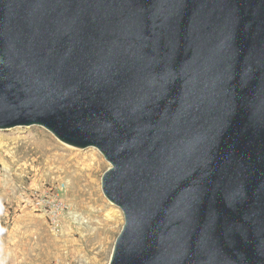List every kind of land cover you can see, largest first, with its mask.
Segmentation results:
<instances>
[{
  "label": "water",
  "instance_id": "1",
  "mask_svg": "<svg viewBox=\"0 0 264 264\" xmlns=\"http://www.w3.org/2000/svg\"><path fill=\"white\" fill-rule=\"evenodd\" d=\"M97 148L110 264H264V0H0V129Z\"/></svg>",
  "mask_w": 264,
  "mask_h": 264
},
{
  "label": "rangeland",
  "instance_id": "2",
  "mask_svg": "<svg viewBox=\"0 0 264 264\" xmlns=\"http://www.w3.org/2000/svg\"><path fill=\"white\" fill-rule=\"evenodd\" d=\"M111 167L39 125L0 129V264H110L125 217L102 189ZM32 188L60 189L58 228L27 204Z\"/></svg>",
  "mask_w": 264,
  "mask_h": 264
},
{
  "label": "built area",
  "instance_id": "3",
  "mask_svg": "<svg viewBox=\"0 0 264 264\" xmlns=\"http://www.w3.org/2000/svg\"><path fill=\"white\" fill-rule=\"evenodd\" d=\"M27 204L36 210H44L50 216L51 222L56 228L59 226V217L63 210V202L60 197V189L49 188L46 192L32 188L27 196ZM50 264H58L56 262Z\"/></svg>",
  "mask_w": 264,
  "mask_h": 264
}]
</instances>
